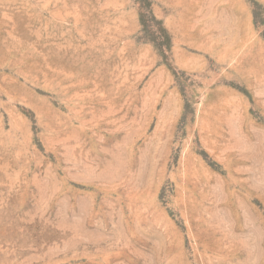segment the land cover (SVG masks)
Masks as SVG:
<instances>
[{"label":"rangeland","instance_id":"374dc122","mask_svg":"<svg viewBox=\"0 0 264 264\" xmlns=\"http://www.w3.org/2000/svg\"><path fill=\"white\" fill-rule=\"evenodd\" d=\"M0 264H264V0H0Z\"/></svg>","mask_w":264,"mask_h":264}]
</instances>
